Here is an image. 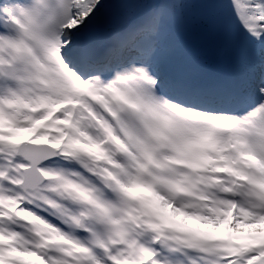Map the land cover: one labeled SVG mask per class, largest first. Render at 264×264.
Instances as JSON below:
<instances>
[{
	"label": "snow or ice",
	"instance_id": "obj_1",
	"mask_svg": "<svg viewBox=\"0 0 264 264\" xmlns=\"http://www.w3.org/2000/svg\"><path fill=\"white\" fill-rule=\"evenodd\" d=\"M0 264H264V0H0Z\"/></svg>",
	"mask_w": 264,
	"mask_h": 264
}]
</instances>
